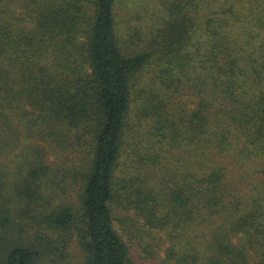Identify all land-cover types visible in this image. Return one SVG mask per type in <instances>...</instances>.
<instances>
[{
    "label": "trees",
    "instance_id": "trees-1",
    "mask_svg": "<svg viewBox=\"0 0 264 264\" xmlns=\"http://www.w3.org/2000/svg\"><path fill=\"white\" fill-rule=\"evenodd\" d=\"M117 3L0 0V264H264V0Z\"/></svg>",
    "mask_w": 264,
    "mask_h": 264
},
{
    "label": "rangeland",
    "instance_id": "rangeland-1",
    "mask_svg": "<svg viewBox=\"0 0 264 264\" xmlns=\"http://www.w3.org/2000/svg\"><path fill=\"white\" fill-rule=\"evenodd\" d=\"M117 13V20L120 22V25H122L121 30L125 35L129 36L133 28L148 31V29L153 25H156V23L159 22L161 18L160 0H118ZM250 171L255 174L254 180L252 182V184L255 186L251 185L250 189L246 192V194H244V197L240 196L242 198L243 206L251 201L255 187L260 186L262 182V178L260 179V173H256L253 169ZM242 237V235L233 237V244L237 247H245L246 240L242 239ZM126 238L128 237L126 236ZM129 242L132 244L133 257L140 264H159L158 256L156 257V255H154V251H151L150 254L148 252V248L147 250L145 249L146 245L143 246L141 241L134 239V241ZM160 254L162 258L166 256L165 251H161ZM228 257L229 255L225 254L224 260H228ZM64 264H68L67 260L64 262ZM69 264H78V260L75 255L69 259Z\"/></svg>",
    "mask_w": 264,
    "mask_h": 264
}]
</instances>
